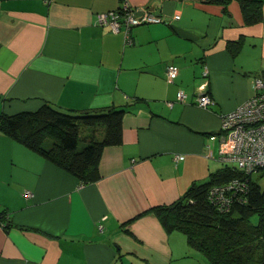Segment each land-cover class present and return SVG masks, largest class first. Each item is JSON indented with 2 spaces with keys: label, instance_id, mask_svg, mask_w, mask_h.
<instances>
[{
  "label": "crops",
  "instance_id": "obj_1",
  "mask_svg": "<svg viewBox=\"0 0 264 264\" xmlns=\"http://www.w3.org/2000/svg\"><path fill=\"white\" fill-rule=\"evenodd\" d=\"M122 1L0 0V115L124 110L89 183L0 131V264H206L150 209L220 168L208 135L264 80V0L253 24L237 0H125L161 18L132 26L129 43L97 21ZM201 93L213 102L199 106ZM103 135L79 129L81 144Z\"/></svg>",
  "mask_w": 264,
  "mask_h": 264
},
{
  "label": "trees",
  "instance_id": "obj_2",
  "mask_svg": "<svg viewBox=\"0 0 264 264\" xmlns=\"http://www.w3.org/2000/svg\"><path fill=\"white\" fill-rule=\"evenodd\" d=\"M201 1L226 6L231 0ZM237 1L246 23L262 19L259 0ZM123 111L115 107L66 111L44 103L35 111L1 114L0 131L39 152L81 183H89L100 176L98 162L103 148L122 140ZM81 125L103 126L102 139L91 138L79 146ZM252 175L236 165L219 168L208 180L191 184L174 202L150 211L167 231L182 233L188 252L200 254L206 264H264V189ZM234 179L237 184L224 192L228 202L211 193L214 187Z\"/></svg>",
  "mask_w": 264,
  "mask_h": 264
},
{
  "label": "built area",
  "instance_id": "obj_3",
  "mask_svg": "<svg viewBox=\"0 0 264 264\" xmlns=\"http://www.w3.org/2000/svg\"><path fill=\"white\" fill-rule=\"evenodd\" d=\"M174 17L178 18L177 15ZM97 21L102 26H109L113 32L123 29L125 42L129 43L128 32L132 26L159 22L161 18L152 14L147 8L132 7L123 0L117 9L99 13ZM165 74L167 79H174L178 74V67L174 64L167 65ZM206 74L207 71L204 70L203 76ZM254 87L258 92L233 110L222 114L218 131L209 134L208 139L218 141L217 158L220 162L233 163L244 173L261 175L264 174V91L261 90L264 88V80L256 77ZM184 97V92L179 90L176 99L182 101ZM212 102V98L207 93H201L197 97L199 106L204 107ZM177 158L182 156L179 155ZM235 184H237L236 179L225 186L214 187L211 193L217 194L218 200L226 203L228 199L224 197V192L233 189ZM240 185V188H243V184Z\"/></svg>",
  "mask_w": 264,
  "mask_h": 264
},
{
  "label": "rangeland",
  "instance_id": "obj_4",
  "mask_svg": "<svg viewBox=\"0 0 264 264\" xmlns=\"http://www.w3.org/2000/svg\"><path fill=\"white\" fill-rule=\"evenodd\" d=\"M79 146H81V143L79 144ZM218 166H220V168H222V167H226V166H228V167H235V165L233 164V163H226V164H224V163H222V162H220L219 160H218ZM252 178L256 181V183L262 188V189H264V174H262V175H259L258 173H253V175H252ZM181 235H182V237H184L183 236V234L181 233ZM196 253V252H195ZM197 254V253H196ZM197 255H200V254H197ZM201 256V255H200ZM202 257V256H201ZM203 258V257H202ZM204 259V258H203ZM205 260V259H204Z\"/></svg>",
  "mask_w": 264,
  "mask_h": 264
}]
</instances>
